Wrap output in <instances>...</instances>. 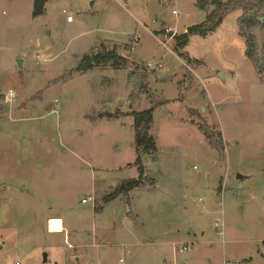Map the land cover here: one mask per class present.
Instances as JSON below:
<instances>
[{
	"label": "rangeland",
	"instance_id": "obj_1",
	"mask_svg": "<svg viewBox=\"0 0 264 264\" xmlns=\"http://www.w3.org/2000/svg\"><path fill=\"white\" fill-rule=\"evenodd\" d=\"M32 8L0 0V264H264V73L241 11L180 49L172 36L207 15L195 0ZM103 49L125 62L77 71ZM146 110L157 150L136 189L104 201L139 176L127 114Z\"/></svg>",
	"mask_w": 264,
	"mask_h": 264
},
{
	"label": "trees",
	"instance_id": "obj_2",
	"mask_svg": "<svg viewBox=\"0 0 264 264\" xmlns=\"http://www.w3.org/2000/svg\"><path fill=\"white\" fill-rule=\"evenodd\" d=\"M196 6L199 10L204 11L207 15L205 20L199 24L189 27L183 34H174L175 39L180 49L187 45L189 38L192 36L204 37L220 26L226 14L236 9L241 11L238 18V33L245 39L246 42V58L254 65L259 75L264 73V51L263 56L257 53L256 41L254 31L264 29V0H195ZM212 8L211 11L209 9ZM119 62H125V58L119 56L116 51L102 50L101 52H91L90 55L85 56L77 67V71L85 73L94 67L107 66L117 69ZM3 98V96H1ZM127 115L133 117L134 143L137 158L135 165L138 166L139 176L137 179H130L122 182L116 187L113 192L104 197V201L114 200L119 196H124L128 192L136 189L144 175V170L141 165L140 156L142 154L153 155L157 148L156 142L152 136L149 135L150 125L152 123V111L146 110L142 112H130ZM106 117H118L117 114L111 116L110 114H101ZM200 132L205 136L209 145L213 148H221V136L218 135L216 139L214 134L207 126H199ZM100 210V209H99Z\"/></svg>",
	"mask_w": 264,
	"mask_h": 264
},
{
	"label": "water",
	"instance_id": "obj_3",
	"mask_svg": "<svg viewBox=\"0 0 264 264\" xmlns=\"http://www.w3.org/2000/svg\"><path fill=\"white\" fill-rule=\"evenodd\" d=\"M47 0H33V8H32V18H36L38 16H41L43 14L44 6L46 4ZM262 20V18H261ZM17 65L19 68H21V60L17 61ZM237 180L243 179L241 175L236 176ZM76 262H78V258L75 259Z\"/></svg>",
	"mask_w": 264,
	"mask_h": 264
},
{
	"label": "built area",
	"instance_id": "obj_4",
	"mask_svg": "<svg viewBox=\"0 0 264 264\" xmlns=\"http://www.w3.org/2000/svg\"><path fill=\"white\" fill-rule=\"evenodd\" d=\"M66 20L70 21L71 18L67 17ZM2 96H3L2 100L5 103L11 102L14 99V97H15V95H14L12 90H8L7 93H4ZM82 203H87V201L86 200H82ZM216 226H217V224H216ZM69 247H71V246L69 245ZM190 249H191V245L186 244V245H183L181 248H179V252H188V251H190ZM119 262L122 263L123 261L120 260ZM12 264H18V263H12Z\"/></svg>",
	"mask_w": 264,
	"mask_h": 264
},
{
	"label": "crops",
	"instance_id": "obj_5",
	"mask_svg": "<svg viewBox=\"0 0 264 264\" xmlns=\"http://www.w3.org/2000/svg\"><path fill=\"white\" fill-rule=\"evenodd\" d=\"M68 22H69V21H68ZM53 218L59 219V218H57V217H53ZM49 219H50V218H49ZM49 219H48V220H49ZM59 220H60V219H59ZM60 221H61V220H60ZM47 222H48V221H47ZM61 223H62V222H61ZM62 228H63V231H64L63 223H62ZM63 231H62V232H63ZM54 233H58V232H54ZM59 233H61V232H59Z\"/></svg>",
	"mask_w": 264,
	"mask_h": 264
},
{
	"label": "bare ground",
	"instance_id": "obj_6",
	"mask_svg": "<svg viewBox=\"0 0 264 264\" xmlns=\"http://www.w3.org/2000/svg\"><path fill=\"white\" fill-rule=\"evenodd\" d=\"M51 226H53L54 228L56 227V225L52 224Z\"/></svg>",
	"mask_w": 264,
	"mask_h": 264
}]
</instances>
